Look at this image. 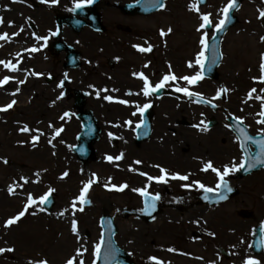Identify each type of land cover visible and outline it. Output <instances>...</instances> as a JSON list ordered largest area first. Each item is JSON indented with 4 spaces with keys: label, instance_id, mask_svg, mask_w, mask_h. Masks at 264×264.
<instances>
[{
    "label": "rangeland",
    "instance_id": "374dc122",
    "mask_svg": "<svg viewBox=\"0 0 264 264\" xmlns=\"http://www.w3.org/2000/svg\"><path fill=\"white\" fill-rule=\"evenodd\" d=\"M0 1L3 3L5 0ZM114 1L127 4L137 0ZM229 1L207 0L205 6L198 7L196 0H165L159 12L136 21L141 23L146 45L157 49L153 67L158 76L148 82L150 85L157 82L163 84L166 94L149 99L144 95L143 101H136L134 110H118L123 117L136 113L140 105L151 103L154 117L147 141L140 142L139 147L129 142L127 147L131 154L120 157L117 148L124 142L114 146L104 135V138L94 142V156L86 164L73 153V146L81 132L79 121L68 122L67 117L71 113L62 110L50 116L48 112L52 109L38 99L35 93L39 90L31 88L36 82L26 83L24 71H27L28 65L24 60L25 44L23 47L26 33L16 25L18 21L26 24L30 15L36 16L41 11L45 14V11H28L25 6L19 5L22 0L9 4L14 9V23L0 25V34L5 33L14 45L11 52L0 42V62H3L0 63V81L9 78L7 84L0 86V108L12 101L15 104L7 111H0V249L12 248L14 251L0 253V264H29L30 261L38 264L41 260H46L47 264H67L69 259L73 264H97L96 245L101 242L99 221L103 216L101 209L112 217L117 229L115 242L133 264H168L176 260V257L169 256L175 252L185 254L187 259L180 261L183 264H224L218 253L219 247L231 255L233 264H246L248 260L264 264V253L256 257L249 247L253 228L257 224L264 225V169L242 179L228 180L235 172L225 176L224 180L238 193L224 204L206 208L198 206L199 201L195 198L204 188L215 189L221 182L215 172L202 170L209 162L223 173L226 166L239 168L242 161L235 135L225 132V127H222V124L227 126L229 115L238 119L252 135L264 134V124L260 122V113L264 111V83L260 82L261 63L264 62V27L259 18L260 12L264 11V0H242L234 14L236 25L222 39V59L215 81L201 78L190 85L183 79L197 74L201 76L206 57L205 45L212 38L213 29L223 16L221 10ZM64 2L67 8L60 12L67 15L71 14L75 4L87 3L86 0ZM101 8L97 11L103 23L110 11ZM175 13L184 14L190 25L189 33L181 35L169 25ZM203 15H209L210 32L200 29ZM0 18H3L1 14ZM51 20L50 17L40 22L41 29L47 25L52 27ZM41 29H31V32L43 33ZM88 33L94 36H88ZM74 35L82 54L81 60H88L89 63L82 62L84 68L75 71V74H89L87 80L96 84L95 109L96 115H100L96 121L101 124L104 118L107 120L101 76L102 69L107 67L102 58L114 57V54L110 49L101 47L103 35L95 34L86 27ZM201 38L205 39L203 46ZM89 42L97 44L100 51ZM201 51L204 56L202 64H198ZM33 61L36 64L31 62L29 69H33L34 75L41 78L49 75L51 70L46 68L48 64L42 58L37 57ZM5 64H10L15 70H9ZM91 64L96 65L93 71L87 67ZM55 69L59 78V70ZM115 70L113 76L117 77V87L125 69L122 66ZM164 74L175 79H170L168 85ZM119 88L123 89V86ZM177 88H186L195 95H185ZM253 89L256 91L253 92ZM47 91L50 92V89ZM195 98L212 102L218 106L219 113L197 105ZM213 117L217 125L204 131V124L207 127ZM25 126L29 131H22ZM127 128L133 130L134 126H124L122 130L127 131ZM57 131L59 135H56ZM59 152H64V155H57ZM108 157L113 159L109 161ZM160 169L166 170L169 177L178 174L187 175L189 179H168L165 183L148 179L161 176ZM136 178L139 179L138 184L133 182ZM92 179L96 182L89 188L88 196L95 208L88 209L82 206L79 198L85 184ZM196 182L204 187H199ZM124 185L127 187L122 191L116 190ZM10 187L14 189L13 194L9 193ZM50 189L53 190L51 197L54 204L50 210H44L39 201ZM138 190L149 195H171L172 209L162 204L160 215L151 222L132 215V212L142 209L143 196ZM29 195L34 201L32 207L38 209V215H33L34 210L29 207L16 224L6 228V221L24 211ZM81 208L83 211H80ZM243 211L249 214L243 215ZM124 212L129 215L124 216ZM28 221L30 227L39 225L35 230L42 234L35 238L23 236L28 230L21 231ZM73 221L76 224L75 233L72 230ZM193 233L201 238H194Z\"/></svg>",
    "mask_w": 264,
    "mask_h": 264
},
{
    "label": "flooded vegetation",
    "instance_id": "af4514ba",
    "mask_svg": "<svg viewBox=\"0 0 264 264\" xmlns=\"http://www.w3.org/2000/svg\"><path fill=\"white\" fill-rule=\"evenodd\" d=\"M11 2L15 3L13 2V0H5L3 3H1L0 1V14L3 16V23L0 24L1 26H6V23H14V18H12V15H14V9H12L13 7L9 5ZM51 2L52 0H43V2L42 0H22V2L19 4L25 6L26 10L28 11L32 10L40 12L38 11V9H44L45 11V14L41 11L36 16L30 15V18L26 20V24L18 21V24L16 25L18 29L20 28L26 33V40H24L25 42H23V47L25 44L24 60L26 62V65H28V69L27 71H24V75L26 74L25 77L27 76L26 83H29L32 80L36 82V85H33L31 88L36 87L39 90V92L35 94H38L37 96L40 101L44 102L45 105L49 106V108L52 110L55 108L58 110H62V112L67 111L71 113V115L69 114L67 117L68 122H78V93H80L82 95V98L84 99L85 111L90 112L93 117L94 115H96V101L94 98L96 84L91 83L87 80V78H89V74H75V71L77 72L84 68L82 62H84V64L89 63L88 60H81L82 54L79 50V44L76 41L77 39L74 35L78 32L74 31L72 24H70L69 22H64V24H61L63 23V21H66L69 18H73L75 7H72L71 14L69 13L67 15V13H61L62 9L66 10L67 8V4L64 2V0H59V3L57 2V4H52ZM118 4H120V1L116 2L113 0L112 2L110 0H107L105 2V6H101V9L110 11V13H107L103 20V30L101 33H95L88 26H86V28L95 34L103 35L104 38L101 47L103 46L107 49H110V52L114 54V57L104 56L105 58H102V63H105L107 67V69L105 68L101 71V76L104 81L102 84L104 97L103 102L104 106L106 107L105 116L107 120H105L104 118L101 124H97L99 128L98 139L101 137L104 138L105 135L106 139H109V142L114 146H117L120 142H124L123 146L117 149L119 150L120 157H126L127 154H131V152H129L130 148L127 147L129 142L133 143L136 147H139L141 145L138 144L136 140V128L137 125L142 121L141 110H143L144 105L150 106L151 123L154 117L152 112L153 107L151 103L140 105L136 113L131 112L128 113L127 116L123 115L124 119H122V114L121 112H118V110L126 108L134 110L136 101H143L145 79L152 82V80L157 78L158 76L157 70H155L156 68L153 67V63L156 61L155 51L157 49L152 46L150 47L151 51L141 52L138 50L139 48H149V46L146 45V42H144L143 40V32L140 21L136 22L142 17L126 15L122 11V9L115 6ZM50 17L52 18V27H50V25H47L46 28L41 29L40 22L46 21ZM38 28H40L44 32H38L37 34L34 31L31 32V29H36V31H38ZM138 29H141V31H139ZM90 34L92 33H88V36ZM4 35L5 33H3L2 35L0 34V36ZM91 36L94 35L92 34ZM107 37L109 38L107 39ZM12 41L13 40L10 39L7 35L5 39H0V42L3 43L2 46L6 47L7 49L9 48L11 52L14 45ZM89 44L93 45L95 49H98L100 51L101 48L98 47L97 44L94 45L95 43L92 42H89ZM33 48L37 50L35 52H32L31 49ZM68 48L78 53V66L76 68L70 66L69 58L71 56L70 54L72 53ZM87 48L88 44L85 45L86 50ZM125 51H128V53L124 55L120 54ZM37 57L42 58L44 62L48 64L46 68L48 67V69L51 70L49 72V75H45L41 78L40 76H36V74H33V69H29V67L31 66V62L36 64L33 59ZM122 66L125 69V71L123 70L124 75L122 77V81L116 87L115 79L117 77L113 76V72L117 71L115 70V68H121ZM87 67H90L92 71L96 69V65L92 64ZM55 68L59 70V78L56 77L58 73ZM119 77L121 76H118V78ZM125 80H128L129 82L125 83ZM40 81L41 86L39 85ZM106 81L109 82L106 83ZM165 82L169 85L170 80ZM47 84H50L51 86H47ZM158 84V82L152 85L149 84V87L156 88ZM119 86H123V89H120ZM48 89H50V92L47 91ZM165 94L166 91L164 89L163 95L161 97H163ZM43 95L46 96V98L43 97ZM152 97H155L152 95V93L145 96L146 99ZM42 98L43 100H41ZM87 99H89V101H87ZM121 101H123L124 103H121ZM133 113H135V115H133ZM97 117H100V115L97 114L94 118ZM134 121L135 123H133ZM78 123H80V121ZM121 123L122 125H120ZM124 126H134V128L133 130H131V128H127V131H123L122 127ZM205 126L206 124H204V127ZM222 127H225V132H231L228 126H223L222 124ZM98 139L96 140V142L98 141ZM162 185L163 187H166V184ZM154 196L159 197V199H157L158 208H160L162 204H164L167 205L169 209H172L170 204H172L173 197L171 195L165 194L164 196H160L159 194L155 193ZM181 210L182 209H178L177 211ZM159 215L160 213H158L151 221L156 220ZM199 238H201V236H199L198 239ZM169 256L176 257V260L169 261V263L167 262L168 264H183L180 261L187 259L185 254L181 252L170 253ZM227 259V261H224V264H233L232 262L234 261H232V257L230 254Z\"/></svg>",
    "mask_w": 264,
    "mask_h": 264
},
{
    "label": "water",
    "instance_id": "95a60500",
    "mask_svg": "<svg viewBox=\"0 0 264 264\" xmlns=\"http://www.w3.org/2000/svg\"><path fill=\"white\" fill-rule=\"evenodd\" d=\"M97 2L98 0H94L91 4V7L94 8ZM204 2L205 0H199L200 5L204 4ZM240 2L241 0H236L237 7H235L230 11L228 20L223 30L219 32L216 31L213 40L208 44L207 60L203 67V75L207 78L217 77L215 70L220 61L219 43L224 33L235 23L236 20L234 18H231V14H232L231 12H233L238 8ZM162 4H163V0H140L137 4L128 5L126 9H128L130 13L149 15L159 10L162 7ZM77 14H81V12L77 11ZM90 19L94 24L96 23V19L93 16L90 17ZM76 28L79 30L81 26L78 25L76 26ZM81 118L83 120L84 130H83V134L80 136L79 139L81 144L76 149V151L80 155V160L86 162L92 153L90 151V144L93 142L95 138L96 130L89 115L82 116ZM229 121L231 124L237 123L236 121H234V119H229ZM238 129L241 133L240 136L241 148L244 150L245 153L244 156L245 167L242 168V170L239 173H237V177L242 178L264 167V137L257 136L252 138L248 136L244 128H238ZM139 132L140 134H143V137L147 136L148 127L146 126V124L144 125L142 130L141 129L139 130ZM248 144H252V146L254 147L255 150L253 153H248L247 150ZM250 164H254L255 166L249 167ZM234 194H236L235 191H226L225 188L222 186L219 192H215V193L207 192L203 194L201 198L202 199L204 198V200H206V202L209 205H214L228 200ZM53 203H54L53 199L48 197L47 200L43 203V206L46 210H50L53 206ZM84 205L86 207H91L89 200H86V202H84ZM145 205L148 211L146 214L152 216L154 214L153 210L155 206L154 208H150L147 203H145ZM100 226L102 228V243L98 254V264H132L127 262L126 255L120 249L117 248L114 242V235L116 233V228L113 224L112 219L109 216H104L100 220ZM261 238H262V228L259 227L255 230V235H254L253 245L255 248L258 247L261 248V244H262ZM257 252L259 253L258 249Z\"/></svg>",
    "mask_w": 264,
    "mask_h": 264
},
{
    "label": "snow or ice",
    "instance_id": "6c2138e0",
    "mask_svg": "<svg viewBox=\"0 0 264 264\" xmlns=\"http://www.w3.org/2000/svg\"><path fill=\"white\" fill-rule=\"evenodd\" d=\"M13 2H17V0H13ZM42 2H43V0H42ZM57 2H58V0H52V3L53 4H55ZM86 2L88 4H91L93 2V0H86ZM84 6L85 5L83 3H77V4H75L74 7L76 9H79V8H83ZM235 7H237L236 0H230V2L228 3V5L221 10L222 13H223V18L219 20V23L218 24H216L215 30L217 32L223 30V28H224V26H225V24H226V22L228 20L230 10L234 9ZM259 18L264 19V11H261L260 12ZM201 20L203 21V23L200 25V29H203L205 27H211V21L209 19V15H203V16H201ZM2 23H3V20H2V18H0V24H2ZM200 29H197V30L199 31ZM161 35L163 36L164 33L161 32ZM5 38H6V34L4 36H0V39H5ZM262 39H264V37H262ZM200 42H201V45L203 46L205 44V39L204 38H201V41ZM36 50L37 49H35V48L31 49L32 52H35ZM138 50L141 51V52H145V51H151V48L150 47L147 48V49L146 48H139ZM203 56H204V52L201 51V53L199 54V57L197 58V63L198 64H202V58H203ZM262 61H264V57H262ZM0 63H3V62H0ZM189 66L191 67V65H189ZM5 67H8L9 70H15V68L13 66H11L10 64H5ZM261 73H262V75H261V78H260V82L261 83H264V62L261 63ZM141 78H143V77H141ZM201 78L202 77L199 74H197L196 76L184 77L183 79L186 80L188 82V84L194 85ZM8 79H9L8 77H5L3 81H0V86H3L4 84H7L8 83ZM170 79H175V78L174 77H169V76H165L164 77V81H168ZM160 87H163V84L157 85L156 88H150L149 87V84H148V81L145 79L144 95L145 96L150 95L152 92L156 91ZM176 90L177 91H183L184 94L185 95H188V96L195 95L194 93L189 92L188 89H186V88L185 89L177 88ZM252 91L255 92L256 90L253 89ZM257 98L259 99V97H257ZM121 103H124V102L121 101ZM14 104H15V101H12L6 107L0 108V111H7L8 109L12 108ZM147 107L148 106L145 105V108H147ZM141 111H143V110H141ZM65 115H67V114H65ZM133 115H135V113H133ZM260 115L264 116V112H261ZM260 122L261 123H264V121H260ZM128 123H130V122H128ZM137 127H139V125H137ZM204 130L205 131L207 130V127L206 126H205ZM22 131L27 132V131H29V129L25 126L22 129ZM56 135H59V131L56 132ZM35 139L36 138H34V140ZM248 139H250V138H248ZM107 159L109 161H111L113 158L112 157H108ZM117 159H119V158H117ZM253 166H255V165L254 164H250L249 165V167H253ZM244 167H245V163H244V161H241L240 164H239V168H244ZM239 168H237L236 166H233L230 169V168H228L226 166L224 168V170H223V173H221L219 170H217L215 167H213V165L211 164V162H209L202 170L203 171L211 170V171H213V172L216 173L217 177L221 181V183H217V185H216V188L217 189H219V188H221L223 186L226 191H231V189L228 188L227 184L226 183H223L224 177L227 176L230 172L238 171ZM160 171L162 173L161 176H159L157 178L148 177V179L149 180H155V182H157V183H165L168 179L182 180V181H186V180L189 179V177L187 175L181 176V175H178V174L177 175H172V176L169 177L168 174L166 173V170L160 169ZM64 175L66 176L67 173H65ZM95 182H96L95 179H92V180H89L87 184H85V186H84V188H83V190L81 192L80 198H79V200H80L81 203L86 202L85 201V193L88 191V189L91 187V185L93 183H95ZM196 183H197V185L199 187H201V188L204 187L203 185L199 184V182H196ZM125 187H127V185L121 186L120 188H118L116 190L122 191ZM52 191L53 190L50 189L49 192L43 198H41V200L39 201V203L43 204L47 200L48 196L51 195ZM204 191L211 192V191H213V189H211V188H204ZM13 192H14V189L12 187H10L9 188V193L10 194H13ZM138 192H139V194L141 196L147 197V193L145 191L138 190ZM221 198H223V197H221ZM157 199H159L158 196H152V197H150V198H148L146 200V203L148 204V206L150 208H154L155 201ZM33 203H34L33 198L31 197V195H29L28 202H27V204L25 206L24 211H21L16 217H14V218L9 219L8 221H6L5 227L7 228V227H10V226L16 224L25 215V213L27 212L28 208L29 207H32ZM73 207L75 208V203H74ZM80 211H83V209L81 208ZM61 215H63V213H61ZM261 228L264 229V225H261ZM72 230H73L74 233L76 232V224H75V221H73ZM5 251L11 252V251H14V249H12V248L0 249V253H3ZM99 251H100V245L98 244V245H96V253H97V255L99 254ZM29 264H32V262L30 261ZM38 264H47V261L46 260H41V261L38 262ZM67 264H73V261L71 259H69L67 261ZM81 264H82V262H81ZM246 264H258V262L257 261H254V260H248V261H246Z\"/></svg>",
    "mask_w": 264,
    "mask_h": 264
},
{
    "label": "bare ground",
    "instance_id": "6f19581e",
    "mask_svg": "<svg viewBox=\"0 0 264 264\" xmlns=\"http://www.w3.org/2000/svg\"><path fill=\"white\" fill-rule=\"evenodd\" d=\"M188 20H186V17L184 16V14H180V13H175L173 15V18L170 19L169 25H171V27H173V29L175 30V32H180L181 35H184L186 33L190 32V25L187 22ZM174 32V33H175ZM43 100V98L41 99ZM58 109H53L52 112H48L50 114V116L55 115L54 113H57ZM57 155L63 156L64 152H59L57 153ZM135 184L139 183V179L136 178L134 179ZM199 206V204H198ZM33 208V207H32ZM33 215H38V209L37 208H33ZM197 210H200L199 207H197ZM43 220V219H41ZM30 221V220H29ZM29 221L27 222V224L25 225V229H23L21 232L27 231L26 234H24L23 236H29V237H33L35 238L37 235H41L42 233H40L39 231L35 230V228H39V225H34L32 227H30L31 225L29 224ZM236 236V235H235Z\"/></svg>",
    "mask_w": 264,
    "mask_h": 264
}]
</instances>
